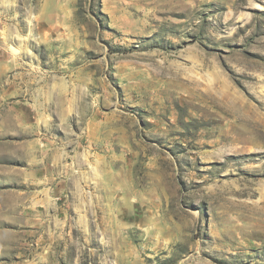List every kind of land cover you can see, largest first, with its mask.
<instances>
[{
    "label": "rangeland",
    "instance_id": "374dc122",
    "mask_svg": "<svg viewBox=\"0 0 264 264\" xmlns=\"http://www.w3.org/2000/svg\"><path fill=\"white\" fill-rule=\"evenodd\" d=\"M0 264H264V0H0Z\"/></svg>",
    "mask_w": 264,
    "mask_h": 264
},
{
    "label": "bare ground",
    "instance_id": "6f19581e",
    "mask_svg": "<svg viewBox=\"0 0 264 264\" xmlns=\"http://www.w3.org/2000/svg\"><path fill=\"white\" fill-rule=\"evenodd\" d=\"M15 50V49H14ZM16 51V50H15ZM223 103V102H222ZM221 107L223 106V105H220ZM239 112V111H238ZM239 114V113H238ZM252 125L254 126L255 124L254 123H252Z\"/></svg>",
    "mask_w": 264,
    "mask_h": 264
}]
</instances>
